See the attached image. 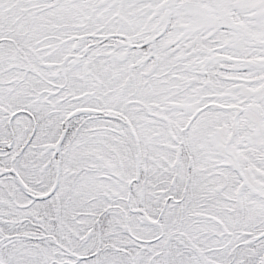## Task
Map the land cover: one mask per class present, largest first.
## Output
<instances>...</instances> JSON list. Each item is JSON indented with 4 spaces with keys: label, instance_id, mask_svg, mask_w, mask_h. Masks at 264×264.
<instances>
[{
    "label": "snow or ice",
    "instance_id": "snow-or-ice-1",
    "mask_svg": "<svg viewBox=\"0 0 264 264\" xmlns=\"http://www.w3.org/2000/svg\"><path fill=\"white\" fill-rule=\"evenodd\" d=\"M0 264H264V0H0Z\"/></svg>",
    "mask_w": 264,
    "mask_h": 264
}]
</instances>
